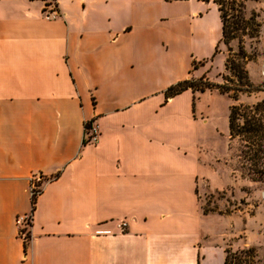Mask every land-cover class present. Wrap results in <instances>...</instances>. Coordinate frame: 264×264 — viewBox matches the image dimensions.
Wrapping results in <instances>:
<instances>
[{"label": "crops", "instance_id": "0c3cea01", "mask_svg": "<svg viewBox=\"0 0 264 264\" xmlns=\"http://www.w3.org/2000/svg\"><path fill=\"white\" fill-rule=\"evenodd\" d=\"M220 37L211 0H0V264H225L199 202L208 92L163 96Z\"/></svg>", "mask_w": 264, "mask_h": 264}, {"label": "rangeland", "instance_id": "374dc122", "mask_svg": "<svg viewBox=\"0 0 264 264\" xmlns=\"http://www.w3.org/2000/svg\"><path fill=\"white\" fill-rule=\"evenodd\" d=\"M224 2L228 15L233 14L240 21L237 39L227 46L219 44L216 54L205 49V59L195 63L199 71L193 79L234 91L241 89L235 70L225 69L230 59L231 63L241 65L251 84L264 88V0ZM229 3H233L234 11L228 10ZM254 34L258 37L248 38ZM242 57L251 59L245 62ZM206 92L197 102L198 111L206 113L208 119L201 132L206 143L202 173L210 185L208 181L201 184L202 213L215 217V230L219 229V216L224 217L228 264H264V146L259 153L257 138L249 139L251 135L245 136L239 129L248 122L264 126V109L262 113L251 110L257 103H264V92L238 93L235 101L229 98L233 91L223 95L216 89ZM233 105L238 107L239 135L230 138L226 112Z\"/></svg>", "mask_w": 264, "mask_h": 264}, {"label": "trees", "instance_id": "16d2710c", "mask_svg": "<svg viewBox=\"0 0 264 264\" xmlns=\"http://www.w3.org/2000/svg\"><path fill=\"white\" fill-rule=\"evenodd\" d=\"M166 2H174V1H186V0H165ZM207 1V0H203ZM246 1V0H244ZM212 3L217 7V12L219 14V21L221 24V37L219 40V44H222L224 46H227L228 43L234 39H237V32H238V27H239V22L237 17L233 14L228 15V12H226V5L227 3L224 2V0H212ZM229 11H234L232 4L229 3ZM231 20V21H230ZM258 37V34L254 35H248V38H256ZM218 45L214 49V54L218 52ZM243 58V59H242ZM241 59L245 62H249L250 59L246 57H242ZM192 70H196L197 65L193 62L191 65ZM225 69H233L236 72V78L237 80L241 83L242 87L241 89H229L228 87L225 86H213L212 84L205 82L203 80H195L193 77H188L187 79L180 81L170 87H168L164 93V102H167L169 99H172L180 94H182L185 91H191L192 93H205L206 91H210L212 89H216L219 94H228L230 91L234 92V95L229 97L232 100H236V97L238 93H246L249 94L251 92L256 93V92H264V88L256 87L253 84L250 83L249 78L247 74L241 69V65H236L234 63H231L230 59H228L225 63ZM263 89V90H262ZM263 101L260 103H257L254 105L251 110L255 112L262 113L263 108ZM228 129H229V137L232 138L234 136L239 135L238 132V127L236 126V120H237V112H238V107L236 106H230L228 109ZM242 133L245 136L251 135L249 139H255L257 138L259 145H257V150L259 153L263 151V146H264V126L260 124L259 122L257 124H252V123H247L245 125H242V127L239 128ZM240 131V132H241ZM35 197H32L31 200V210L33 211L34 204H35ZM30 227V226H29ZM23 240H24V247L26 248L27 243L30 238V232L23 233ZM225 264H228L227 258L225 257Z\"/></svg>", "mask_w": 264, "mask_h": 264}, {"label": "built area", "instance_id": "2783aa9c", "mask_svg": "<svg viewBox=\"0 0 264 264\" xmlns=\"http://www.w3.org/2000/svg\"><path fill=\"white\" fill-rule=\"evenodd\" d=\"M55 17L56 14L53 11L45 15L46 20H53L55 19ZM98 137H99V132L97 126L94 125V122L93 121L86 122L84 126L83 143L88 145H95L98 141ZM39 191H40V186L35 181L32 182L31 196L35 197L39 193ZM29 224H30L29 216L19 217L16 220L18 231L21 233L22 236H24V234H22V231H24L23 233L28 232Z\"/></svg>", "mask_w": 264, "mask_h": 264}]
</instances>
